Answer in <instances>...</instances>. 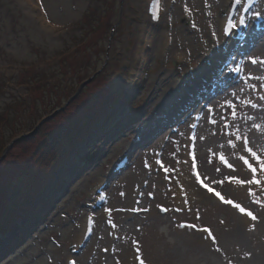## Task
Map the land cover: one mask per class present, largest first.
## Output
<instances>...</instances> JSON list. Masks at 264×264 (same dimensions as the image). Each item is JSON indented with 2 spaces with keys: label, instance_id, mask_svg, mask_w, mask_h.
<instances>
[{
  "label": "rangeland",
  "instance_id": "1",
  "mask_svg": "<svg viewBox=\"0 0 264 264\" xmlns=\"http://www.w3.org/2000/svg\"><path fill=\"white\" fill-rule=\"evenodd\" d=\"M34 1L32 12L18 0H0V264H65L69 256L76 260L79 253L70 255L74 232L88 212L91 192L106 179L117 157L133 149V161L158 139L175 136L193 114L187 106L194 97V105L205 98L210 102L232 88L238 90L243 81L231 69L206 80L214 48L212 30H217L224 0H174L154 27L144 16L145 0ZM257 11L264 15V0H259ZM149 31L152 38L146 43L142 35ZM244 33L234 54L243 73L255 68L249 57L264 40V25L252 17ZM141 50L147 52L142 80L131 87ZM180 53L187 55L186 61H177ZM224 75L232 81H222ZM86 116L92 122L84 137L68 142L66 150L48 148L52 132L74 127ZM172 120V128L152 134L159 122ZM156 157L160 159L153 154L151 161ZM150 167L152 163L137 189L145 191L143 185L156 178ZM130 173L110 179L106 196L111 198L114 184ZM135 197V206L126 211H131L133 221L123 223L128 227L121 245L127 247L140 242L137 228L151 212L142 206L140 195ZM256 198L264 201L260 195H249L244 204L255 215L264 209L253 202ZM114 211L117 208L110 204L91 211L99 221L83 264L96 263L93 249L102 238L100 220L111 218ZM152 212V219H162L158 234L163 245L158 252L164 264H230L232 249L196 245L195 241L207 242L203 232L176 229L182 230L184 222L210 228L209 223L200 226L193 215L192 221L175 217L180 213L172 205L158 204ZM111 226L117 243V216ZM251 227L242 234L243 242L234 241L244 259L246 253L254 255L256 243L264 247V237L255 240L257 227ZM251 256L242 264H256ZM132 257L136 264L137 257L142 259L137 252ZM100 261L121 264L120 250L110 248Z\"/></svg>",
  "mask_w": 264,
  "mask_h": 264
},
{
  "label": "bare ground",
  "instance_id": "2",
  "mask_svg": "<svg viewBox=\"0 0 264 264\" xmlns=\"http://www.w3.org/2000/svg\"><path fill=\"white\" fill-rule=\"evenodd\" d=\"M18 1L21 5H24V7H28L30 11L33 12L35 10L36 2L34 0ZM148 1L149 0H145L144 2V16L146 15ZM173 1L174 0H161V11L158 24L161 20H163L162 18L165 6L171 5ZM197 1L202 0H195V2ZM228 1L229 0H224V5L225 3L227 4ZM258 4L259 0H257V3H255L251 10L247 13L248 22L249 19L252 18L251 14L257 11ZM39 19H41V17ZM221 20L222 18H220L218 26ZM257 21H259L261 25H264V19H257ZM218 26L217 30L214 26L212 30L214 48L211 52H209L211 64L209 65V70L206 72L208 73L206 80L209 78L211 80L213 78V71L222 64L223 60L230 58L229 64L222 69L223 74L224 72L226 73L230 70V67L233 69L237 64H239L238 58L234 56L236 47L235 44H233L230 39L224 41L220 35ZM142 37L145 39L146 43H149V40L152 38V32H145ZM221 51H224L225 53L223 57H220ZM145 54H147V52L145 50H141L139 56L144 58ZM252 57L264 59V40L262 44H259L257 49L253 51ZM176 59L177 61H186L187 55L185 53L177 54ZM254 67V69L245 68V71H251V73L255 76H264V65L258 66L257 64L254 65ZM142 76L143 73L139 78L137 76H133L129 85L131 87L138 86V82L140 83ZM227 79L228 78L225 75L222 77V81ZM231 79H228V81H232ZM250 83L257 85V89L255 91L249 88L248 85L242 81L238 90L232 88L222 97L218 96L219 98L216 97L210 102H208L207 98H205L197 105H194L196 103L195 101L191 103L187 107L194 109L192 112L193 114H189L190 118L188 119L187 124L182 126L175 136L166 138L167 140L163 142L158 139L152 147L148 148V150L141 151L137 158L133 160L134 162L131 160L123 170L117 173L118 175H116V177L122 175L125 171L131 172L130 175L124 177V182L120 180L121 182L119 181L114 184V194L111 198L109 197V194L106 196L108 191L106 190L105 199L99 207L100 209H104L110 204L112 208H117V213L114 211L111 218H104L100 220L103 227L102 238L96 240H98L99 245L100 243L103 245L97 247L96 245L98 244H96L94 246L93 261L96 262L95 264L101 263V256L108 254L110 248H112V250L116 248L118 253L120 250L121 264H136L135 258L132 257V255L136 254V252L137 255L142 257L144 264H164L162 257H159L158 252L159 248L163 245L162 238L158 234V228L162 223V219L158 216H155V218L152 219V215L154 214H151L152 210L156 208L158 204L166 207L170 205L174 206L178 213H180L178 215H174L175 217H181V219L192 221L189 218L193 215L194 220L198 225L202 226L206 225L205 222L209 223L207 225H210L209 227L218 241L216 245L222 246L227 251L232 249L230 252L231 254L233 253V255H230V264H242L245 259H248V255L244 259L245 254L234 249L237 247V244H234V241L240 243L243 242L245 240V236L242 234L247 232L251 226L254 227V225L257 227L256 230L258 232L255 236V240H259L264 237V209L262 213L256 214L258 219L256 221H252L249 217L236 212L234 210L235 208L222 203L219 198L208 192L201 183H199V187H197L189 176V159L192 157L194 158V171L196 174L199 173L200 181H203V184H206L220 192L226 199H231L246 208L244 204L250 195L248 192L250 187L256 193V196L260 195L264 198V183L261 185H241L235 181L229 182L227 179L228 177H237L240 180H249L252 178L253 174L251 170L240 159V156L242 155L248 158L249 162L254 166L257 168L259 167L258 163L251 158L247 152L242 151L241 142L235 141V135H246L249 139L248 146L264 158V133L252 127L253 124H260L264 127V100L259 99L260 95H264V88L259 87V84L262 83V81L251 80ZM240 88H242L243 91H239ZM233 92H237L242 99H251L258 105V107L252 108L251 106L242 105L240 101L232 95ZM227 100H232L233 103L237 105V115L235 119L231 116V109L226 105ZM209 108L212 109L211 113L209 112ZM221 116H224L226 120H221ZM209 117H211V119H215L217 123H211ZM225 122H227L230 126L225 128ZM192 125H195V127ZM237 128L239 131H237ZM231 133H235V135H231ZM161 139H164V137ZM229 140L234 141L236 144L235 148L228 143ZM197 146H199V149ZM153 154L159 155L161 160L156 157L154 161H151ZM221 154H223L229 164L233 165L234 170L221 161ZM157 160L160 162L159 165L155 167L154 162ZM151 163L153 167H150L152 170L150 175H155L156 178L151 177V180H148L147 184L143 185L145 191L139 188L138 190V184L141 183L140 177L146 166H150ZM165 169H167V171H165ZM217 169H219V171H217ZM257 178L264 181V172H258ZM219 181H223V183H218ZM91 194L93 193L91 192ZM136 195H140L142 198L140 202L144 204L142 206L151 212L148 213V216L143 218V222H141L137 228L140 242L135 245L130 244L129 247H127V245H121V241L125 235V230L128 227V225L124 224H128V221H133V216L130 214L131 211H128L127 213L126 211L135 206V201L137 200L135 197ZM91 208L92 202L87 210L90 211ZM168 215L172 216L173 214ZM115 216H117V243L115 230L113 226H111L112 220L115 221ZM197 216L199 217L198 219ZM126 217L128 218L126 219ZM98 221L99 216L94 215L91 234L86 240V244L84 245L82 251L76 257V264L84 263V258L88 253L87 246L95 237V229L97 228ZM186 223L187 222H184L183 224ZM121 225H124V229ZM83 227L84 225L82 220L73 235L75 245L81 239ZM176 229L179 233L183 232L185 227H183L182 230H179L178 227ZM195 244L212 247L210 239H207V242L195 241ZM260 244L261 247L264 248L261 242ZM75 245L72 250L75 248ZM120 245L121 247L119 248ZM259 246L260 245L256 243V246L251 249L254 255H250L251 257L249 258L256 261V264H259V262L264 264V249L262 250ZM101 247L104 248L102 252L100 251ZM137 249H139V252ZM236 254H241V256L237 257ZM70 255H73V253L70 252ZM70 258L72 257L69 256L66 260Z\"/></svg>",
  "mask_w": 264,
  "mask_h": 264
},
{
  "label": "snow or ice",
  "instance_id": "3",
  "mask_svg": "<svg viewBox=\"0 0 264 264\" xmlns=\"http://www.w3.org/2000/svg\"><path fill=\"white\" fill-rule=\"evenodd\" d=\"M235 3L238 5H241L242 0H235ZM255 3H257V0H247L246 4H242L243 12H245V13L249 12L250 9L252 8L253 4H255ZM154 8H155V5H154ZM251 15L255 19H264V15H262V13L259 11L253 12ZM238 25H243L245 27L247 26L245 16H243V15L239 16V18L236 22H233L231 19H229L228 26L225 29L226 33H231V31L233 29L237 28ZM249 60H250L251 64H253V65H257V64L264 65V59L249 57ZM232 71L237 73V75L240 77V79L243 80L244 83L247 84L248 87L251 88L252 90L255 91L257 89V85L250 83L251 80L262 81V83L259 84V87L264 88V76H255L251 73V71H245L243 74H241L242 69H241L239 64H237L232 69ZM239 91H243V89L240 88ZM232 95L237 100H239L242 105L251 106L252 108L258 107V105L256 103H254L251 99H242L238 95L237 92H233ZM259 99L264 100V95H260ZM226 105L228 108L231 109V116L233 117V119H235L236 115H237V105L235 103H233L232 100H227ZM209 112L210 113L212 112L211 108H209ZM220 119L226 120V118L224 116H221ZM209 120L213 124L217 123V121L215 119H211V117H209ZM192 126L195 127V125H192ZM229 126L230 125L227 122H225L224 127L227 128ZM252 127L255 128L256 130L264 133V127H262L260 124H253ZM237 131H239L238 128H237ZM231 135H235V133H231ZM235 141L241 142L242 151L247 152L251 156V158H253L258 163L259 167L257 168L256 166H254L252 163L249 162L248 158H246L245 156L242 155V156H240V159L251 170V172L253 174L252 178L249 180H240L237 177H228L227 179L229 180V182L235 181L236 183L241 184V185H243V184L261 185L262 183H264V181H261L260 179L257 178V173L258 172H264V158H262L260 155L257 154V152L253 151V149L248 146L249 145V139L246 135H235ZM228 143L230 145H232L233 148L236 147V144L234 143L233 140H229ZM220 159L229 168H233V165L228 163L227 159L223 156V154L220 155ZM193 167H195V165H193ZM233 170H234V168H233ZM165 171H167V169H165ZM217 171H219V169H217ZM197 179L200 180L199 173H197ZM200 182L207 189L208 192L215 195L224 204L230 205L231 207L237 209L241 214L249 217L252 221H256L258 219V217L251 210L246 209L241 204L236 203L231 199H226L224 195H222L220 192L216 191L214 188H212L206 184H203V181H200ZM214 183H217V182H214ZM218 183L222 184L223 181H219ZM248 192L250 195H252L254 197L256 196V193L252 190L251 187L248 189ZM101 199H103V197H101ZM253 202L259 204L261 207H264V201H261L259 198H256ZM161 210L167 211V209H163V208ZM198 218L199 217L197 216V219ZM114 227H115V225H114ZM180 227H187V228L193 229L195 231L203 232L205 234L204 239H210L212 245H216L218 243L217 238L215 237V235H213L212 230L208 227H198L196 224H187V225L181 224ZM137 251L139 252V249H137ZM216 251H220V248L217 247ZM246 255L250 256L251 254L246 253ZM137 259L139 260V264H144V261L142 259H140L139 257H137ZM70 264H76V261H71Z\"/></svg>",
  "mask_w": 264,
  "mask_h": 264
},
{
  "label": "trees",
  "instance_id": "4",
  "mask_svg": "<svg viewBox=\"0 0 264 264\" xmlns=\"http://www.w3.org/2000/svg\"><path fill=\"white\" fill-rule=\"evenodd\" d=\"M25 85L26 87H28L27 83H25ZM93 112L94 111H92L91 113ZM90 122H92V120L88 116H86L84 118L78 119V123L75 124L74 127L72 126L60 127L59 129L51 133V143L48 145L49 146L48 148L53 149V147L56 146L58 151L66 150L67 148H69V145L73 139H81L82 137L85 136V134L88 133L89 131L88 124ZM91 126L92 124H90V127ZM40 130H41V127H39L37 132H40ZM61 135L63 138H60Z\"/></svg>",
  "mask_w": 264,
  "mask_h": 264
},
{
  "label": "water",
  "instance_id": "5",
  "mask_svg": "<svg viewBox=\"0 0 264 264\" xmlns=\"http://www.w3.org/2000/svg\"><path fill=\"white\" fill-rule=\"evenodd\" d=\"M61 110H62V109H61ZM49 116H50V115H49ZM49 116H47V117L43 118V119H42L40 122H43V121H45L47 118H49ZM21 137H23V136H21ZM21 137H20V138H21ZM18 139H19V138H18ZM18 139H14V140H18ZM14 140H13V141H14Z\"/></svg>",
  "mask_w": 264,
  "mask_h": 264
}]
</instances>
